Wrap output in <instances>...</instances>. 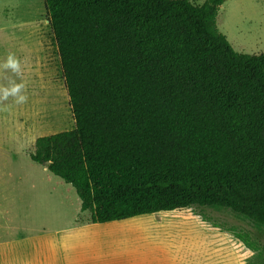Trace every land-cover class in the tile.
<instances>
[{
    "label": "trees",
    "instance_id": "obj_1",
    "mask_svg": "<svg viewBox=\"0 0 264 264\" xmlns=\"http://www.w3.org/2000/svg\"><path fill=\"white\" fill-rule=\"evenodd\" d=\"M224 1L43 0L74 128L29 157L85 222L209 208L264 227V53L217 30Z\"/></svg>",
    "mask_w": 264,
    "mask_h": 264
},
{
    "label": "rangeland",
    "instance_id": "obj_2",
    "mask_svg": "<svg viewBox=\"0 0 264 264\" xmlns=\"http://www.w3.org/2000/svg\"><path fill=\"white\" fill-rule=\"evenodd\" d=\"M216 27L237 53H264V0H225ZM73 128L43 0H0V244L88 220L74 188L29 157L37 138ZM198 212L245 238L252 250L234 247L235 264H264V227L227 209Z\"/></svg>",
    "mask_w": 264,
    "mask_h": 264
},
{
    "label": "crops",
    "instance_id": "obj_3",
    "mask_svg": "<svg viewBox=\"0 0 264 264\" xmlns=\"http://www.w3.org/2000/svg\"><path fill=\"white\" fill-rule=\"evenodd\" d=\"M198 211L78 222L52 233L22 236L0 244V264H235L244 256V245L234 243L233 236ZM234 247L240 252L236 259Z\"/></svg>",
    "mask_w": 264,
    "mask_h": 264
}]
</instances>
